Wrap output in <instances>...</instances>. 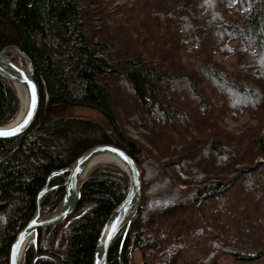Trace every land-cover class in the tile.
<instances>
[{"label": "trees", "instance_id": "1", "mask_svg": "<svg viewBox=\"0 0 264 264\" xmlns=\"http://www.w3.org/2000/svg\"><path fill=\"white\" fill-rule=\"evenodd\" d=\"M9 45L32 60L40 107L27 132L0 138V264H9L48 175L101 143L127 151L142 175L140 208L108 264L264 258V0H127L116 9L97 0H0V50ZM18 105L0 76V125ZM77 107L102 120L66 113ZM245 114L261 125L229 132L205 123ZM126 123L149 129L151 148ZM66 176L51 180L43 207L60 204ZM128 188L118 167L97 168L75 212L38 231L24 264L35 255V264H93Z\"/></svg>", "mask_w": 264, "mask_h": 264}, {"label": "water", "instance_id": "2", "mask_svg": "<svg viewBox=\"0 0 264 264\" xmlns=\"http://www.w3.org/2000/svg\"><path fill=\"white\" fill-rule=\"evenodd\" d=\"M17 58L25 60L26 69L18 64ZM0 76L6 79L13 91L15 84L24 85L27 91L28 105L22 118L12 125L11 123L16 114L9 122L0 125V131L15 130L14 135L0 136V138L18 137L27 132L33 125L40 107V88L35 80L33 62L18 46H6L0 50ZM15 95L17 96L16 93ZM100 156L117 159L123 165V168L115 163L106 162L92 169V160ZM104 165L118 167L127 174L129 179L128 191L104 224L95 248L93 264H108L109 252L113 241L120 230L133 220L142 201V175L137 162L123 148L110 143L96 144L88 148L75 162L65 168L52 171L48 175L45 185L37 194L34 216L19 231L11 245L9 264H24L28 246L31 242L36 241L38 231L63 224L75 212L81 199L80 189L83 183L97 168ZM65 174L67 176L63 184L65 191L62 201L56 209L50 211V206H42V199L47 192L55 188L51 186V180L56 176ZM43 211L48 213L43 214ZM38 257L40 255H35L30 264H35ZM57 262L62 264L59 260Z\"/></svg>", "mask_w": 264, "mask_h": 264}, {"label": "rangeland", "instance_id": "3", "mask_svg": "<svg viewBox=\"0 0 264 264\" xmlns=\"http://www.w3.org/2000/svg\"><path fill=\"white\" fill-rule=\"evenodd\" d=\"M100 1L106 2L111 7L116 9L120 5L122 6L123 4H125V2L127 0H97V2H100ZM118 47H121V46H119V44H118ZM217 59L222 60L223 62L225 61L227 64L232 63L233 61H235L234 58H229V59L225 60V59H222L220 57H217ZM112 97H113L112 99L116 103H118L117 97L115 96L114 92H112ZM17 100H18V98H17ZM18 104L19 105H18L17 112H18L19 106H20L19 100H18ZM66 113L70 114V115H79V116H83V117H89V118L95 119V120H102V117H101V115L98 112H96V111H94L92 109H88V108H78V107L77 108H69L66 111ZM205 123L206 124H208V123L211 124L212 123L214 125H218L219 128L222 127L224 129H226V131H229V132L230 131L231 132L232 131L240 132L242 129H244V127L247 124H251V125H256L257 124V127L260 124V122H256L254 120H250L249 117L246 114L243 115V116L235 118V120L232 119L231 117H229L227 122H205ZM125 128H126L127 134L131 138L135 139L137 142L141 143L145 147L151 148V146L149 144V129L143 127L142 125L141 126H133V125H129L127 123H126ZM262 131H264V130H262ZM259 160L264 162V155L259 157ZM207 230L211 231V229L209 227H208ZM135 258H136L138 263H141V256H140V254L138 252H135ZM216 264H264V258H262V259H260L258 261H254V262H237V261H234L232 257L223 255V256H221L219 258V260H218V262Z\"/></svg>", "mask_w": 264, "mask_h": 264}, {"label": "bare ground", "instance_id": "4", "mask_svg": "<svg viewBox=\"0 0 264 264\" xmlns=\"http://www.w3.org/2000/svg\"><path fill=\"white\" fill-rule=\"evenodd\" d=\"M18 59V64L23 67L24 69H26L27 67V64L25 62L24 59L22 58H17ZM14 88V91L15 93L17 94L19 100H20V108L17 112V115L16 117L14 118V120L12 121V125L13 124H16L21 118L22 116L24 115L25 113V110L27 108V105H28V96H27V91H26V88L24 85H21V84H15L13 86ZM106 162H111V163H115L117 164L118 166L122 167L123 168V165L115 158H110V157H107V156H100V157H97L95 159L92 160L91 162V166H92V169L100 166L101 164H104Z\"/></svg>", "mask_w": 264, "mask_h": 264}, {"label": "snow or ice", "instance_id": "5", "mask_svg": "<svg viewBox=\"0 0 264 264\" xmlns=\"http://www.w3.org/2000/svg\"><path fill=\"white\" fill-rule=\"evenodd\" d=\"M15 134V130H11V131H0V136H7V135H14Z\"/></svg>", "mask_w": 264, "mask_h": 264}]
</instances>
